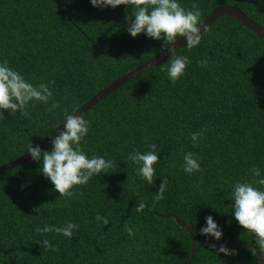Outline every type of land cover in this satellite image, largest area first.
<instances>
[{"label":"trees","instance_id":"16d2710c","mask_svg":"<svg viewBox=\"0 0 264 264\" xmlns=\"http://www.w3.org/2000/svg\"><path fill=\"white\" fill-rule=\"evenodd\" d=\"M179 3L188 9L196 4L201 20L216 6L234 5L264 25V0ZM131 14L124 5L101 9L89 0H0V61L33 84L51 81L49 104L60 105L49 112L40 102L30 104L26 117L5 111L0 165L46 137L63 121L62 109L74 111L161 50L160 41L127 33L125 17L130 20ZM201 35L196 48L175 50L190 63L174 85L166 76L168 56L81 114L91 122L83 150L111 159L113 168L76 186L78 196L59 197L31 159L0 173V264H184L190 238L172 214L197 227L210 214L222 228L221 239L254 243L232 217L228 196L233 182L255 179L252 166L264 175V39L227 14ZM201 131L194 144L191 134ZM151 144L160 159L153 186L145 185L127 160L130 152L147 151ZM185 152L199 157L201 172L181 170ZM161 177L167 178V190L153 203ZM141 202L146 207L137 212ZM97 214L109 223H97ZM65 221L79 224L71 239L35 231ZM193 236L187 264H257L246 247L225 244L236 255H217L204 236ZM45 238L55 251L36 242Z\"/></svg>","mask_w":264,"mask_h":264},{"label":"clouds","instance_id":"9594fccd","mask_svg":"<svg viewBox=\"0 0 264 264\" xmlns=\"http://www.w3.org/2000/svg\"><path fill=\"white\" fill-rule=\"evenodd\" d=\"M89 2L93 7L101 9L116 8L119 5L130 8L131 19L125 17L128 21L127 33L133 38L142 33L146 38L160 41L161 50L168 49L172 58L167 65L166 76L173 85L185 75L190 60L187 56H177L175 48L170 45L182 37L185 40L184 46L190 51L200 45L201 34L207 32L206 25L202 30L199 27L202 25L201 10L196 4L188 9L183 7L179 0H89ZM161 71H165L163 66ZM51 83L49 81L48 84H33L22 73L11 67L7 60L0 61V120L5 119V111L9 116L19 111V115L26 117L28 113L25 109L36 102L45 105L46 111L49 112L59 108V102L55 100L49 104L53 96L49 87ZM62 111L63 128L58 127L61 123L52 126L51 130H56L57 134L50 140L51 147L42 149L39 144L34 146L30 142L25 146L24 152L30 155L32 161L39 162V172L53 185V190L58 192V196L70 200L79 194L76 186L86 185L90 179L109 173V169L113 168V161L104 156L88 155L83 150L82 144L85 142L91 122L82 115H74L75 111L70 112L66 109ZM202 136V131L194 132L190 139L195 144ZM158 153L156 145L151 144L147 151L133 150L128 154L127 160L137 166L136 175L145 185L153 186L159 175L155 167L160 160ZM181 170L187 175L201 172L199 157L192 152H185ZM250 172L255 179L251 182L248 180L233 182L228 199L232 201L230 204L232 217L252 236L255 247L249 249L251 255L256 258L257 264H261V258H264V175L256 166H252ZM167 184V178L161 177L157 191L152 197L153 203L164 198ZM145 207L143 202L138 203L136 211L141 212ZM94 219L103 226L109 223L108 218L100 214ZM184 228L195 235L204 236L208 247L215 249L217 255L220 253L225 256L236 255V249L229 248L223 243L217 246L212 242L220 241L223 236L222 228L212 215H206L204 223L198 229L195 227L189 229L187 225ZM78 229L79 224L65 221L60 226L46 223L43 227H36L35 231L40 234L56 233L71 239ZM126 231L129 237L135 234L131 227H127ZM36 242L46 250H56L46 238Z\"/></svg>","mask_w":264,"mask_h":264},{"label":"water","instance_id":"95a60500","mask_svg":"<svg viewBox=\"0 0 264 264\" xmlns=\"http://www.w3.org/2000/svg\"><path fill=\"white\" fill-rule=\"evenodd\" d=\"M221 14H227L235 18L240 24H242L245 28L252 31L256 36L261 37L264 39V25H260L253 21L249 16L244 14L237 6L234 5H219L213 8L203 19H202V25L199 26L202 27L204 25L208 26L210 25L218 16ZM185 44L184 38L180 37L178 40L170 45V47L178 49L180 46ZM170 55L167 48L158 51L156 54L142 62L141 64L137 65L136 67L126 71L123 75L116 78L112 82H110L108 85L102 87L100 90H98L95 94H93L89 99H87L85 102H83L79 107H77L74 111V115H81L84 111L88 110L92 105H94L96 102H98L100 99L105 97L108 93L122 85L123 83L127 82L128 80L134 78L135 76L139 75L143 71L147 70L148 68L154 66L158 62L162 61L166 57ZM59 128H63V121L58 126ZM57 134L56 130H52L46 137H44L41 141H39L37 144L40 145L42 149H45L47 146L50 145V140L52 137H54ZM36 145V144H35ZM34 145V146H35ZM30 159V155L25 152L18 157L14 158L11 161H8L6 163H3L0 165V173L7 171L11 169L12 167H15L19 165L21 162H24L26 160ZM171 216L174 217L175 221L180 224L181 226L187 225L189 229L191 227L199 228L190 222H180L177 220V218L172 214ZM186 229V228H185ZM186 231L189 234L190 238V254L189 256L184 260V264H187L190 259L193 256L194 253V236L193 233L186 229ZM220 243L231 245V246H243L248 249L255 247L254 243H247V242H240V241H227L221 239L218 241ZM261 264H264V258H261Z\"/></svg>","mask_w":264,"mask_h":264}]
</instances>
